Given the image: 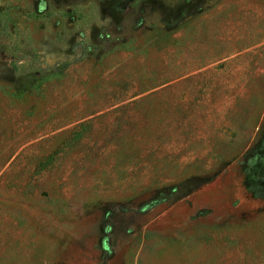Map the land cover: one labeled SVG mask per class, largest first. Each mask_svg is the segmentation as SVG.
<instances>
[{"label":"rangeland","instance_id":"374dc122","mask_svg":"<svg viewBox=\"0 0 264 264\" xmlns=\"http://www.w3.org/2000/svg\"><path fill=\"white\" fill-rule=\"evenodd\" d=\"M0 264H264V0H0Z\"/></svg>","mask_w":264,"mask_h":264},{"label":"trees","instance_id":"16d2710c","mask_svg":"<svg viewBox=\"0 0 264 264\" xmlns=\"http://www.w3.org/2000/svg\"><path fill=\"white\" fill-rule=\"evenodd\" d=\"M51 158V157H50ZM46 164V161L42 163V166H44Z\"/></svg>","mask_w":264,"mask_h":264}]
</instances>
